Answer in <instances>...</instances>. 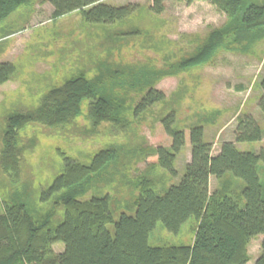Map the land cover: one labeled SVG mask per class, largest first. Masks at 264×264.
I'll list each match as a JSON object with an SVG mask.
<instances>
[{
    "label": "rangeland",
    "instance_id": "1",
    "mask_svg": "<svg viewBox=\"0 0 264 264\" xmlns=\"http://www.w3.org/2000/svg\"><path fill=\"white\" fill-rule=\"evenodd\" d=\"M151 1L104 0L137 6L130 16L110 24H90L79 10L53 17L48 0H31L0 21V62L14 65L13 74L0 84V147L8 114L36 107L50 88L80 74L87 78L104 75L108 95L122 108L124 125L118 130L108 127L107 132L102 126L95 130L87 117L85 99L71 123L23 127L19 131L20 180L12 186L0 172V212L17 190L34 221L51 213L54 222L58 221L63 208L54 206V197L41 201V189L62 171L64 156L89 164L107 149L113 157L94 173L81 198L107 195L114 218L120 213L131 214L140 181L153 182L158 193L178 182L190 158L191 126L203 127L204 140L211 144L214 155L223 141L234 140L236 121L243 113L254 117L263 134L258 141L236 142L237 149L264 150V116L258 107L259 81L264 76V32L252 41L234 43L230 29L224 37L226 45L206 63L179 69L178 64L196 53L210 32L229 24L228 17L210 0H164L160 13L150 10ZM151 70L160 74L153 86L165 99L135 114L136 104L150 87L143 77ZM170 112L175 116L174 126L185 134V145L173 162L176 175L156 164V156L145 154L157 146L169 149L171 138L161 118ZM257 173L264 196L263 162L257 163ZM218 185L211 176L210 191ZM196 226L197 221L189 217L177 233H171L158 221L148 235V244L191 245ZM261 238L249 239L245 264L254 263ZM62 247L60 242L52 245L55 252Z\"/></svg>",
    "mask_w": 264,
    "mask_h": 264
},
{
    "label": "trees",
    "instance_id": "2",
    "mask_svg": "<svg viewBox=\"0 0 264 264\" xmlns=\"http://www.w3.org/2000/svg\"><path fill=\"white\" fill-rule=\"evenodd\" d=\"M31 0H0V21L20 5ZM53 17L79 10L90 24L121 21L137 10L136 4L113 5L104 0H48ZM193 0H185L191 3ZM164 0H152L150 10L160 13ZM228 17L229 24L210 32L204 45L178 64L189 68L206 63L226 45L225 34L233 32L232 42L252 39L264 32V0H210ZM252 41V40H251ZM248 41V42H251ZM264 67V66H263ZM14 72L9 61L0 62V84ZM159 72L151 70L143 77L149 84L134 112L138 114L165 99L154 88ZM143 76V75H142ZM104 75L87 78L76 75L45 92L34 108L7 115L0 147V172L10 185L20 180L22 145L20 130L28 124L64 126L80 113L83 100L88 101L87 117L92 128L102 126L118 130L124 125L121 106L108 95ZM146 83V84H147ZM261 94L258 107L264 116V76L259 81ZM173 112L161 118L171 138L169 149L157 146L146 150L156 156V164L175 174V154L185 145V134L174 126ZM105 124V125H104ZM108 129V130H107ZM263 130L251 114L238 116L234 140L223 141L216 154L204 140L203 127L191 126L188 133L190 158L176 183L158 193L153 182L140 181L133 213L113 217L109 196L81 198L86 185L113 152L101 150L89 164L64 156L63 169L52 182L41 189L40 200L54 197V206L63 213L54 222L53 213L34 221L26 201L17 190L0 212V264H245L246 245L251 237L261 235L260 252L253 264H264V196L257 173V163H264V150H238L235 143L258 141ZM213 176L219 185L210 191ZM240 180V181H239ZM242 181V182H241ZM197 221L191 245L148 244V235L160 221L167 231L177 233L189 218ZM62 243L55 252L54 243Z\"/></svg>",
    "mask_w": 264,
    "mask_h": 264
}]
</instances>
